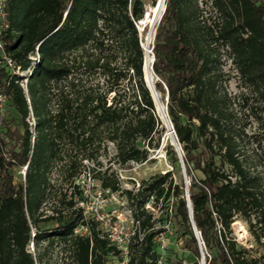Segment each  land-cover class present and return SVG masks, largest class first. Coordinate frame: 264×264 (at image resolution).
Returning <instances> with one entry per match:
<instances>
[{"label": "trees", "instance_id": "1", "mask_svg": "<svg viewBox=\"0 0 264 264\" xmlns=\"http://www.w3.org/2000/svg\"><path fill=\"white\" fill-rule=\"evenodd\" d=\"M164 6L151 74L182 152L192 219L185 186L170 170L141 180L135 191L125 189L140 230L129 238L126 264H160L154 241L160 230L145 207L160 201L172 212L186 252L174 264H200L201 258L204 264H264V172L246 154L236 95L227 86L234 69L255 95L252 110L264 126V1L164 0ZM6 8L5 49L19 71L0 66V264H45L40 246L56 239L69 244L73 264H107L114 245L96 229L98 221L86 222L67 192L52 214L45 215L44 204L60 162L81 194L74 179L83 159H97L102 142L114 144L119 164L143 162L164 130L144 80L136 27L145 1L6 0ZM166 153L180 168L172 144ZM99 179L103 189L119 188L112 176ZM237 219L256 248L237 240ZM41 222L53 226L41 229ZM88 223V233L75 232Z\"/></svg>", "mask_w": 264, "mask_h": 264}, {"label": "rangeland", "instance_id": "2", "mask_svg": "<svg viewBox=\"0 0 264 264\" xmlns=\"http://www.w3.org/2000/svg\"><path fill=\"white\" fill-rule=\"evenodd\" d=\"M144 1V16L141 20L136 22L142 48L146 47L147 42L152 46L155 27L159 20L158 18L154 19L155 13L153 12L151 0ZM150 30L151 33L149 36ZM147 55L149 61L148 66L151 73V52H148ZM229 65L228 62L225 66L226 70L229 69ZM228 71H230V78L227 86L231 94L234 96L236 95L235 108L244 126V148L246 154L249 155L252 165H255L258 167V170L264 172V140H262L264 126L263 122H261L256 115L257 111L252 110V106L257 103L255 95L250 92L248 87L242 84L234 69H229ZM143 73L145 77L144 68ZM241 93L247 96L246 100L240 97ZM160 101L163 104L161 99ZM155 110L161 120L164 130H162L160 134H155L153 146L148 148V157L145 161H132L126 164H119L115 158L114 144L104 141L100 144L96 160H82L83 166H81V172L79 176L74 179V183L79 186L81 194L72 189L73 179L65 178V161L60 162L54 168L51 176L53 187L50 197L44 204L45 215L53 213V207L60 205V199L63 193L67 192V198H73L74 201H76L77 204H75V206L83 207V214L86 222L90 218L98 221L96 229H101L102 234H110V237H108L114 245V249L108 253L107 264H126L125 262L128 258L127 239L132 236L134 231H140L137 223L132 219L126 194L124 193L125 189H133L135 191L141 180L149 179L154 174L164 173L168 170L172 172L175 182H182L183 185L187 187L189 185V178L186 171L184 172L181 167H173L168 158L166 147L168 144L172 143L171 134L166 123L159 114L156 105ZM30 123L31 125L34 124L32 118ZM158 136L159 138H157ZM157 140L158 144L155 145ZM139 145L144 146V142L141 141ZM97 162H99V164H97ZM16 173L19 176V172L16 171ZM94 175H96V177ZM101 175H109L116 178L119 188L116 191L103 189L99 179ZM98 192L101 193L100 197L97 196ZM151 206V202L145 205L148 209L153 210V229L160 230L154 237L159 259L162 264H174L178 259L186 255V252L181 249L180 241L176 239V234L173 229L174 217L170 209H167L164 202L160 201L158 207L154 209H152ZM100 217H103L102 220ZM39 225L41 229H47L53 226V222H41ZM88 226L89 223L78 226L76 228L78 231L77 233H88ZM232 227L237 240L242 245L246 247L255 246L256 248L254 240H252L247 232L245 222L237 219L232 223ZM30 249L33 253H39L40 251L43 254L45 264H73L70 258L69 244L64 240L56 239L53 245H50L48 241H44L39 251H37L34 244L31 243ZM259 252H262V249H260ZM200 264H202V259H200Z\"/></svg>", "mask_w": 264, "mask_h": 264}, {"label": "water", "instance_id": "3", "mask_svg": "<svg viewBox=\"0 0 264 264\" xmlns=\"http://www.w3.org/2000/svg\"><path fill=\"white\" fill-rule=\"evenodd\" d=\"M164 7L163 6V9H162V12L164 11ZM161 17V15H160ZM160 17L158 19H160ZM159 21V20H158ZM150 33H151V30L149 32V36H150ZM151 49H152V46L149 45V43L147 42L146 44V47H143V50H144V62H143V68H144V72H145V68L148 69L147 67H149V61H148V55L147 53L148 52H151ZM150 69H151V64L153 62V56L151 57V60H150ZM148 79H149V82L147 81V77H146V73H145V77H144V80L146 82V85L150 91V94L154 100V104L156 105V101H160V93L155 89L154 85H153V82H152V76H151V73H150V70L148 69ZM150 83V85H149ZM163 107L165 108V105L163 104ZM163 119V118H162ZM164 122L166 123V126L171 134V141H172V145L175 147L176 151H177V154H178V157H179V161H180V164H181V168L182 170L185 172V166H184V163H183V159H182V152L180 150V147L176 141V135H175V132L173 130V127H172V124L171 122L169 121L167 115H166V110H165V113H164ZM185 195H186V199H187V205H188V209H189V214H190V217L192 219V208H191V202L189 200V196H188V191H187V186L185 185ZM195 229V228H194ZM196 235L198 236L197 232H196ZM202 259V262L204 263L203 261V258Z\"/></svg>", "mask_w": 264, "mask_h": 264}, {"label": "built area", "instance_id": "4", "mask_svg": "<svg viewBox=\"0 0 264 264\" xmlns=\"http://www.w3.org/2000/svg\"><path fill=\"white\" fill-rule=\"evenodd\" d=\"M8 26H9V20H8L7 8H6V0H0V66L4 65L8 69L9 72L16 73L19 71V67L17 66L13 57L6 51L5 42L3 39L4 30ZM21 85L24 88H26V85H27V79L26 78L23 81H21ZM4 101H5V96L0 94V106L3 105ZM25 169H26V166L24 167V170ZM97 196L100 197L101 193L98 192ZM96 218H99V217H96ZM102 218L103 217H100L101 220H102ZM75 232H78L77 229H75ZM108 236L110 237L109 233H108ZM112 240H114V239H112ZM128 241H129V239H127V243H128ZM159 262H160V260H159ZM160 264H161V262H160ZM202 264H204V263L202 262Z\"/></svg>", "mask_w": 264, "mask_h": 264}, {"label": "bare ground", "instance_id": "5", "mask_svg": "<svg viewBox=\"0 0 264 264\" xmlns=\"http://www.w3.org/2000/svg\"><path fill=\"white\" fill-rule=\"evenodd\" d=\"M163 6H164V0H157L155 6H153V12L155 13L154 19H157L160 17V15L162 14ZM147 68L149 69V67ZM148 69L145 68V73H146L147 81L149 82L148 75H147ZM156 106L158 108L159 114L164 119L165 108L163 107V104L161 103V101H156Z\"/></svg>", "mask_w": 264, "mask_h": 264}]
</instances>
